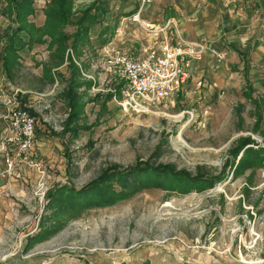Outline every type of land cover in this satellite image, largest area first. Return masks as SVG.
Segmentation results:
<instances>
[{
  "label": "rangeland",
  "instance_id": "obj_1",
  "mask_svg": "<svg viewBox=\"0 0 264 264\" xmlns=\"http://www.w3.org/2000/svg\"><path fill=\"white\" fill-rule=\"evenodd\" d=\"M49 1L36 0L39 15ZM223 1L242 27L231 21L220 50L226 52L221 74L191 76L172 102L144 112L125 111L116 74L93 64L98 50L116 38L118 26L125 35L115 49L140 53L155 36L131 19L124 21L126 28L118 17L107 19L103 7L92 11L86 22L92 31L88 42L79 44L75 62L82 78H88L84 72L97 80L95 90L93 83L79 88L86 106L78 124L86 128L77 134L63 126L69 113L61 94L70 75L67 63L58 68L62 76L55 83H44L40 63L50 58L47 44L21 50L22 65L11 79L0 59V177L18 182L16 193L11 186L2 190L11 203L0 204V264H129L136 257L153 264L165 256L174 260L172 253L180 249L212 264H264V161L235 171L243 153L235 159L231 153L241 137L264 145V6L255 8L262 0ZM91 3H75L72 21L64 27L68 34L77 31V19ZM8 24L0 16L1 35ZM21 37L27 40L25 33ZM71 41L67 52L73 54ZM246 75L255 89L251 96ZM19 88L29 92L23 95L36 112L35 144L22 155L18 144L6 142L5 115ZM139 162L170 165L192 178L225 177L198 189L179 175H160L144 187L137 173L128 178L132 192L125 198L106 203L101 197L95 202L68 198L67 188L79 190L113 165L122 170ZM106 184L111 192L123 187L114 178ZM44 233L49 234L40 238Z\"/></svg>",
  "mask_w": 264,
  "mask_h": 264
},
{
  "label": "trees",
  "instance_id": "obj_2",
  "mask_svg": "<svg viewBox=\"0 0 264 264\" xmlns=\"http://www.w3.org/2000/svg\"><path fill=\"white\" fill-rule=\"evenodd\" d=\"M76 0H50L45 8L46 21L43 26H38L32 19L36 11L35 0H0V14L6 16L14 22V26L10 33H6L5 41L3 44V64L7 74L12 72V69L20 64L18 62L19 50L26 47H32L33 44H48V47L53 49L51 53L50 62L44 64L43 79L50 82L56 81V76L61 77L62 74L53 70V67L61 66L63 63L68 62L70 75L68 77L67 85L63 88L61 94L69 110L68 116L64 121V132L70 131L77 134L80 128H86L82 124H78L80 117L85 113L86 102L83 100V95L79 88L83 85L91 87L92 81L82 78L81 67L75 62V55L79 53V44L81 42H88L91 27L86 25V22L91 17L93 9H98V2H94L91 6L82 11V15L77 19V31L74 34H68L64 27L72 21L74 16V5ZM21 33L27 35V40L21 37ZM71 41L73 54L68 53V41ZM248 60L246 61L247 64ZM248 66L246 65V68ZM248 96L252 95L255 89L248 80ZM31 114L35 115L36 112L33 108L22 106ZM264 136V132H262ZM252 144V146H251ZM254 145V146H253ZM258 145V146H257ZM248 146V147H247ZM257 146V147H256ZM241 152V159L236 166V170L247 167H257L263 164L264 161V145L255 141L252 137H241L238 145L231 150L234 159L238 157ZM228 162V161H227ZM226 162V163H227ZM104 174L98 179L93 180L81 189L67 188L68 198L74 201H79L78 197L86 200H94L101 197L102 203L113 202L114 198H125L130 195L132 188L129 185L128 178L130 175H136L140 180L141 185L146 187L150 186V180L156 177L161 178L163 175L166 177L178 176L179 179L186 181L185 184L198 186V189H205L212 186L214 183L223 180L225 174L207 179L202 176L192 178L187 171H175L170 165L152 166L148 162H139L134 166H129L127 169H119L117 165H113L107 169ZM137 174V175H138ZM116 179L123 187L122 190H115L111 192L110 186L106 184L107 180ZM153 185V184H152ZM162 186V185H161ZM98 188L101 189L100 195L97 194ZM65 192L60 197H65ZM72 202V200H71ZM95 202V200L93 201ZM73 204V203H72ZM94 204H98L97 202ZM47 230V229H46ZM49 230V229H48ZM54 229L49 230L51 232ZM45 231V230H44ZM49 233L40 234V238H44Z\"/></svg>",
  "mask_w": 264,
  "mask_h": 264
},
{
  "label": "built area",
  "instance_id": "obj_3",
  "mask_svg": "<svg viewBox=\"0 0 264 264\" xmlns=\"http://www.w3.org/2000/svg\"><path fill=\"white\" fill-rule=\"evenodd\" d=\"M150 0H142L141 7L130 19L150 34L157 36L155 46L147 48L142 54L133 51L110 49L100 52V57L93 64L106 72H114L121 85L118 100L125 111H150L162 103L172 102L185 84L191 79L190 68L193 60L201 59L206 50L224 57V51L209 48L202 41L185 40L177 34L176 22L164 25L155 24L141 15V9ZM80 64V62H78ZM93 81L95 90L97 78L84 73ZM19 89L15 90L13 106L8 108L7 144H18L17 155L28 154L34 147L36 117L23 109L18 101ZM118 99V96H114ZM28 106V108H30Z\"/></svg>",
  "mask_w": 264,
  "mask_h": 264
},
{
  "label": "crops",
  "instance_id": "obj_4",
  "mask_svg": "<svg viewBox=\"0 0 264 264\" xmlns=\"http://www.w3.org/2000/svg\"><path fill=\"white\" fill-rule=\"evenodd\" d=\"M96 1L98 2L99 8L93 9L94 12L98 11L99 9L104 8V10H106V13H107L106 15L107 19L118 17L120 20H123V21H120L119 25L121 24V26L126 28L128 27V25L124 21L127 18L130 19L129 12L130 11L136 12L138 7L141 5L142 0H91L92 2L91 5ZM76 2H85V0H76ZM146 5L147 7L145 8ZM146 5L140 11L144 19L150 20L154 22L155 24H160V25H164L167 22L174 21L176 22L177 34L179 36H181L182 38L188 41L190 40L202 41L206 43L209 48H216L218 51H220L226 44L225 41L229 35L231 21H234V25L238 29L242 27L238 18L232 19L233 18L232 11L231 9L227 7L228 4L223 0H150V2H148ZM262 6H264V0H262L261 2L257 1L255 3L256 9ZM35 7H36V11L34 15L31 16V19L38 26H43L45 24L46 17H47L45 15V9L41 10V13L43 15L42 16L38 14L36 0H35ZM0 16H3V15L0 14ZM3 17L10 23L8 24V27L5 29V32L10 33L11 29L13 28L15 24L14 22L12 23L11 20L7 18L6 16H3ZM133 25H138V24L133 22ZM116 29H117L116 38L111 39L107 44H105L102 48H100V50H98L99 53L110 51V49L116 48L118 46L116 41H120L122 39L121 37H123V35L125 34L122 35V33H124L122 27L118 26ZM5 35L6 34L4 35L0 34V59H1V64L3 68L2 70L4 71L5 75L9 79H11L14 76L15 70L18 67H20V65H22V63L20 62V59H21L20 52L23 49L19 50V56L17 59L20 64H17V66H15L12 69V72L11 73L9 72L7 74L6 69L4 68L3 60H2V57H3L2 47L5 41ZM154 36L155 35H153V37ZM152 39L154 38H151L150 40L152 41ZM155 39H157V36H155ZM155 42L156 41H154L153 43L150 42L149 45L142 46V48L140 49V51L142 50L140 54H142L145 49L155 46L156 44ZM34 45H43V44L35 43L33 44V46ZM33 46L30 48L28 47V48L33 49L34 48ZM46 46L48 47V44ZM48 49L50 50V57H51V53L53 52V49H51L50 47H48ZM234 50L244 57V54H242V52L239 49H236V47H234ZM224 53L226 55L225 51ZM214 55L216 56V54H214L211 51V49H208L204 53L202 59L193 60L191 68H190V72L192 74V77L194 76L195 77L192 80L199 79L201 76L206 75V73H209L210 71H214L215 75L221 74V71L224 67L223 57L222 59L218 58L219 60L217 61L215 60L216 63H214V57H213ZM246 61L247 60H244L245 63ZM47 62H50V58L45 63H40V66H42V77H41L42 79L44 75V64H46ZM65 63H67V67L69 69L68 62L65 61ZM61 66L53 67V70L57 71L58 68H60ZM247 69L248 67L246 68L245 66L246 72H247ZM246 80H248L247 75H246ZM43 81L44 83L50 82L48 80L46 81L45 79H43ZM55 82H51V83H55ZM187 84H185L182 89H184ZM28 93H29L28 91H25L19 88L17 95H18V101L21 107L24 106L28 108V106H30V104H28L26 100V97L28 95L26 97L25 95H23V94H28ZM3 125H4V122L0 120L1 128L2 127L4 128ZM16 184H18V182L16 183L14 179H10L7 181L6 179H3L0 177V204L2 203L6 204L7 202H9L8 196L5 195V192H2L4 187L11 186L10 190L16 193L15 191ZM172 254L175 258L174 259L175 261L172 258L165 256L164 260L162 261L160 260L161 261L160 263L153 261V264H212L213 262V260L207 261V262L202 261L199 259V255L197 253L191 252L186 249H180L178 253L173 252ZM142 263L143 262L140 260V258L136 257V259L130 260L129 264H142Z\"/></svg>",
  "mask_w": 264,
  "mask_h": 264
},
{
  "label": "bare ground",
  "instance_id": "obj_5",
  "mask_svg": "<svg viewBox=\"0 0 264 264\" xmlns=\"http://www.w3.org/2000/svg\"><path fill=\"white\" fill-rule=\"evenodd\" d=\"M166 205H167V206H169L170 204H169V203H167Z\"/></svg>",
  "mask_w": 264,
  "mask_h": 264
}]
</instances>
